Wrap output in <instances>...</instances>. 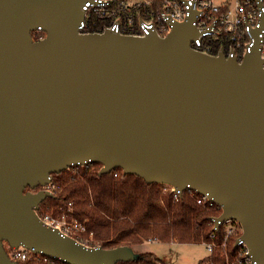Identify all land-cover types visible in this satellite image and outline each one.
I'll use <instances>...</instances> for the list:
<instances>
[{"label": "water", "instance_id": "obj_1", "mask_svg": "<svg viewBox=\"0 0 264 264\" xmlns=\"http://www.w3.org/2000/svg\"><path fill=\"white\" fill-rule=\"evenodd\" d=\"M90 0H0V264L3 242L66 264L137 259L129 247H88L36 211L26 192L91 163L147 184L207 194L264 264V60L192 48L195 12L165 38L80 34ZM264 26V16L262 20ZM47 36L33 42L31 32Z\"/></svg>", "mask_w": 264, "mask_h": 264}, {"label": "built area", "instance_id": "obj_2", "mask_svg": "<svg viewBox=\"0 0 264 264\" xmlns=\"http://www.w3.org/2000/svg\"><path fill=\"white\" fill-rule=\"evenodd\" d=\"M83 11L84 20L79 26L80 34L114 31L124 36L146 37L155 34L159 38H165L174 24L185 23L192 12H195L193 25L199 31V37L192 44L195 51L212 57L223 53L226 59L235 58L241 63L256 44L253 32L259 31L258 50L264 60V0H90L83 7ZM46 36L41 28L31 32L33 42L41 41ZM164 186L172 191L175 201L188 192L192 196L196 195L197 205L218 213L212 219L214 229L209 236L210 240L203 243L209 256L218 255L222 261L210 264H257L251 256L250 247L242 240L244 231L238 221L220 222L219 227H215V219L222 215L223 209L207 194L202 195L187 189L180 195L174 187ZM53 190L52 184L38 188V191L51 193ZM28 191L32 190L28 188L26 192ZM36 214L45 226L58 229L62 235L75 240L80 233L86 231L76 221L67 222L57 217L45 216L40 210ZM220 228L222 241L218 243L217 231ZM77 241L91 247L86 241ZM3 248L10 261L16 264H32L41 255L22 246L14 248L6 241L3 242Z\"/></svg>", "mask_w": 264, "mask_h": 264}, {"label": "trees", "instance_id": "obj_3", "mask_svg": "<svg viewBox=\"0 0 264 264\" xmlns=\"http://www.w3.org/2000/svg\"><path fill=\"white\" fill-rule=\"evenodd\" d=\"M101 169V164L91 163L53 174V196L39 210L82 224L86 231L76 239L91 247L127 246L135 252L152 241L193 244L210 240L212 219L218 213L197 205L196 195L185 192L175 201L164 185H149L136 175H124L121 169L100 175ZM217 233L221 243L222 229ZM136 254L137 259L117 264H166L153 254ZM221 261L218 255L207 259V263ZM32 264L66 263L39 255Z\"/></svg>", "mask_w": 264, "mask_h": 264}, {"label": "rangeland", "instance_id": "obj_4", "mask_svg": "<svg viewBox=\"0 0 264 264\" xmlns=\"http://www.w3.org/2000/svg\"><path fill=\"white\" fill-rule=\"evenodd\" d=\"M40 212L45 216L57 217L59 220L65 221L63 217L55 216L49 211L42 210ZM62 221L60 223L64 224ZM135 252L153 254L166 264H210V262L207 263L209 252L204 243L177 244L152 241L139 246Z\"/></svg>", "mask_w": 264, "mask_h": 264}, {"label": "flooded vegetation", "instance_id": "obj_5", "mask_svg": "<svg viewBox=\"0 0 264 264\" xmlns=\"http://www.w3.org/2000/svg\"><path fill=\"white\" fill-rule=\"evenodd\" d=\"M31 192H32V193H36V191H35V190H34V191L32 190Z\"/></svg>", "mask_w": 264, "mask_h": 264}]
</instances>
